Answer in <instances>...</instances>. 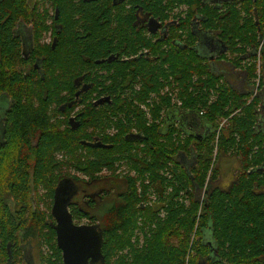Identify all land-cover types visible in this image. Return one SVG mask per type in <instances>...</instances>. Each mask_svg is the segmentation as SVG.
I'll list each match as a JSON object with an SVG mask.
<instances>
[{
	"label": "trees",
	"instance_id": "1",
	"mask_svg": "<svg viewBox=\"0 0 264 264\" xmlns=\"http://www.w3.org/2000/svg\"><path fill=\"white\" fill-rule=\"evenodd\" d=\"M48 3L59 10L54 22L59 26L53 34L55 48L37 45L35 55L43 57L42 72L32 69L24 77L23 69L32 65L34 58L21 56L20 42L12 29L19 18L28 22L26 17L36 15L37 41L48 27L39 19L40 14L28 15L25 0L0 1V95L6 94L10 100L0 147V264H22L23 246L31 248L32 242L39 264H62L51 215L55 188L66 176L77 181L78 176L70 169L93 181L100 178L97 174L103 168L111 173L118 188L115 165L121 161L137 174L124 175L115 203L99 217L79 207L71 211L75 221L88 219L100 226L104 264H264V130L257 126L262 100L259 94L252 98L250 90L240 92L228 86L223 75L213 71L209 59L196 51L198 32L213 33L227 50L216 61L222 59L233 68H242L252 88L258 79L256 50L263 38L257 87L262 90L264 0H234L225 4L222 12L202 5L200 0H172V7L186 4L189 9L185 20L172 25V37L163 42L168 48L160 50V64L151 66L135 59L128 71L129 67L114 63L113 84L103 85L96 94L115 95L112 107L93 111L88 103L92 92L81 96L84 107L76 129L68 122L78 104L76 82L82 77L91 83L93 75L83 72L90 70L92 61L108 54V42L98 35L109 29L105 12L110 1ZM75 14L80 18L75 20ZM196 14L201 15L200 29L192 20ZM102 19L106 21L99 24ZM78 21L84 27L81 34L89 31L91 36L77 38ZM117 22L122 23L123 18ZM117 45L122 47L121 42ZM141 46L155 52L150 42L127 43L131 55ZM86 58H90L89 64ZM135 84H140V89L133 90ZM165 87L172 92V103L169 94L160 95ZM127 89L133 93L131 102L121 98ZM151 94L157 99L150 106L147 100ZM212 95L215 99L211 101ZM140 103L148 106L150 123L138 107ZM171 109L199 116L213 128L220 118L237 112L222 130L215 155V161L227 155H236L241 161L240 171L226 189L214 185L216 169L209 172L215 132L196 143L192 137L182 139L175 126L162 128L163 114ZM108 112L115 117L122 115L125 122L118 119L113 126ZM110 124L117 130L113 136L106 135ZM132 129L148 139L143 149L134 146L139 142L132 140ZM94 135L112 145L111 149L81 145ZM182 156L193 159V163L183 166L175 159ZM164 171L172 179L166 178ZM149 188L157 193L158 205H145ZM203 189L205 201L199 211ZM162 209L164 218L158 216ZM149 219L156 223L155 228H146ZM139 228L149 231L141 249L131 241ZM207 230L209 241L205 239Z\"/></svg>",
	"mask_w": 264,
	"mask_h": 264
},
{
	"label": "flooded vegetation",
	"instance_id": "2",
	"mask_svg": "<svg viewBox=\"0 0 264 264\" xmlns=\"http://www.w3.org/2000/svg\"><path fill=\"white\" fill-rule=\"evenodd\" d=\"M83 1L87 2L88 0H83ZM89 1H96V0H89ZM109 1H110V5L106 7L108 11L105 12V16L106 17L109 16V19H110V23L107 25L109 29L105 31L102 30L103 34L98 35V37H100L103 41L108 42L107 49H106V52L108 54L99 60L92 61L90 70H88L87 72H83V74L88 73L89 75H93L92 77L93 83L84 82V78L82 77H80L78 79V82H76L77 92L75 93V98L78 100V104L75 107L68 121L69 126H71L72 129H76L79 126L78 117L82 114L80 111L82 110V107H84V104H82L83 99H81V96L86 97L87 96L86 93L92 92V97L90 101L88 102L92 108L91 110L95 111V110H98V108H106L107 106L112 107L115 95L101 94L99 97H97L96 94L103 90V85L108 86V84H111V85L113 84L111 81L112 80L111 77H114V74H115V72L113 71L114 63L121 64L122 67H129L128 71L131 69V66L133 65V61L135 59L140 60L142 63H147L151 66L160 64V61H159V56L161 53L160 50L162 49L165 50L168 48L166 44L163 42H166V40L169 37H172V25L177 26L179 24L178 22L180 19L185 20L187 17L188 9H189V6L186 4H182L179 6L175 4L172 7L171 6L172 0H161V2L159 3L151 2V0H149V2H146L145 0H139V2H135V0H122L121 2L119 0H109ZM200 1L202 2V5L204 6L206 5L209 8L216 10L217 12H222L224 11V5L228 3H232L234 0H200ZM25 5H26L28 15L33 14V13L38 14V15L40 14L39 19L43 22V25L45 27H48V30H45L42 33L41 38L36 41L35 36L37 35V33L35 31L36 28L34 27V24H35L34 21L38 20V17L36 15L30 16L28 18L26 17V19H28V22H26L22 18H19L17 22L15 23L12 29V35L15 38L19 39L20 47H21L20 49L21 56L24 57V59H27L28 57L34 58L33 64L27 65L23 69L24 77H26V74L28 73L26 71H29V70L31 71L32 69L35 70V72H42L41 63H42L43 57H40L39 55H35L37 45L39 46V45L45 44V45H49L51 49H54L57 39L55 38L56 36H54L53 34H54V31L56 32L58 31V27H59L57 26V24L54 23L58 19L59 10L57 7L52 8L50 6V3H48V0H25ZM101 14H104V13H101ZM74 16H75L74 17L75 20L80 18V16H78L77 14H75ZM82 17H85V15L82 14ZM120 17L123 18L122 23L117 22ZM200 19H201V15H198V14H196L194 18L192 19L193 21H195V26L199 29L201 27V24L199 23L201 22ZM105 21L106 19H102V21L99 24ZM255 24H257L256 20H255ZM75 28H76L75 29L76 32L80 33V35H78L77 38L78 37L85 38V37L91 36V33L89 31H87L84 36L81 34V32H83L84 30V27L81 21H78ZM118 32H121V33L119 34ZM95 35L97 36V34ZM198 35H199V39L196 43V51L199 54L200 52H202L203 54H200L201 56L206 57V54H208L211 56L215 55L217 58H219L220 54H225V55L227 54V50L224 49V45L220 42L217 36H215L213 33L206 34L203 31H200L198 32ZM132 41L150 42L151 45H153V48L155 47L154 48L155 52H153L152 49L150 48L141 46L136 55H131L129 48H127V43L132 42ZM119 42L122 43L121 48H119L117 45ZM170 42L172 45V39H170ZM260 42H261L260 46L256 50L257 57H260V53H261L260 50L262 48L263 38L260 40ZM203 48L207 49V53L203 52ZM216 57H214L215 60H216ZM85 60L87 64L90 63L89 61L90 58H86ZM211 63H212L213 71L217 74L223 75V77L225 74L224 71L228 69L231 70V72L235 74L236 77L237 76L240 77L241 74H243L242 78L240 77V81H242L243 84L247 86V88H251V87H248V83L246 80V74L242 68H236V67L233 68L230 65H228L229 63L225 62V60H222V59L220 61H215ZM214 64L219 65L217 68L218 71L214 70V67H213ZM221 65H223L224 69L221 68ZM29 66H31V69ZM258 70L260 71V68H258L257 71ZM96 76L98 77L97 80H95ZM257 76L259 79V76H260L259 72L257 73ZM258 79L255 80V85H254L255 87L252 86V88L249 90L252 93V98L255 97L257 94H259V97L263 103L264 96L262 97L260 95L261 90L259 91L257 88ZM224 80L227 83L226 77L224 78ZM104 81L105 83H103ZM227 85L232 87L228 83ZM140 86H141L140 84H135L133 90L140 89ZM235 90L242 92V90H239V89H235ZM125 91L126 92L123 93L121 98L127 99V101L131 102L132 100L130 99V97L133 95V93H131L129 89ZM169 96L171 98V103H172V95L169 94ZM2 97L5 98V102H3V104L0 106V147L3 144L4 135H5V121H6V116L10 109V100L8 99L7 95L1 94L0 99ZM156 99L157 98L155 94H151L150 99L147 100V105L151 106L153 101H156ZM139 105L140 106L138 107L142 110L146 119L150 123L151 114H150V110L148 106L147 105L145 106L143 103H140ZM177 105H180V102L177 103ZM263 113L264 112L262 113L260 112L258 114V124H257L258 128L262 130H264L263 125H262L264 124ZM182 114H184L183 111H178V110L172 111V109L164 113L163 114L164 124L162 128L165 129L167 126L173 125L180 130L181 135H182L181 137L186 138V139L189 137H192L193 141L203 140L204 138L208 136L209 133L213 131L215 132V134H217V131H215V129L211 125L209 126V128L207 127L205 128V126L201 124L193 125V129L201 130L203 128L204 131H201V133L199 131H197V133H193L192 131L188 133L187 129H185L184 127L185 124L188 125V122L184 121L185 118L183 117ZM107 115H109L108 121L112 123L117 121L118 119H121L122 117V115L115 117L111 114V112H108ZM174 116L176 117L175 120H173ZM260 116H262V118H260ZM76 121H77V125H74ZM122 121L125 122L124 119ZM223 129L224 128H221V130ZM89 132H91V128ZM116 132L117 130L113 128L112 124H110L108 129H106V135L108 136H113L114 134H116ZM131 134L133 137H135L132 140L134 141L137 140V142H139L138 144L134 143V146L139 147V149H143L145 146V142H147L148 139L146 137H143L142 135L138 136L135 129H132ZM97 137L98 136L94 135L91 137L92 138L91 141L82 142L81 145L87 148H91V147L87 145H83V143L99 142L102 145H108V144L102 143ZM142 139H145V140L142 141ZM215 145L217 148L216 142H215ZM108 146L112 147V145H108ZM111 147L110 148H95V149H111ZM61 157L63 156L58 155V158H61ZM175 159L180 161L183 166H186L184 162H187V161L184 159H187V156L185 157L182 156L179 158L176 157ZM213 159H215V156L213 157ZM115 166L117 168V171L115 172L116 180L117 182H121L122 186L124 185L123 184V180L125 178L124 175L134 177L137 174L136 170L130 169L128 165H126L123 161H121L119 164H116ZM121 167L125 168L126 170V172L122 175H120ZM212 167H214V164H212ZM70 172L72 175L78 176L77 181L72 182L69 179L70 177L66 176L65 178L67 179L64 178V181L60 182V184L62 186L63 185L67 186V188L69 189L68 195L66 197H69L71 195V198L67 205V211L71 215L73 224L74 225H87V226L96 225L99 229H101L97 222L91 223V221L88 219H82L79 222L75 221L72 218L73 216L71 214L72 213L71 211H73V209H75L76 207H79V208H83L85 211L89 212L90 214H94L95 216H97L94 213V211L100 203L107 202V199L109 198L108 195H110L109 188H107V183H113L114 178L112 177L111 173L107 171L105 168H103L102 171L99 174H97L98 176H100V178L97 180H93V181H88L86 177L81 176L80 172H76L74 169H70ZM81 179H83L82 183L80 182ZM228 186H225V187L227 188ZM226 188H221V189H226ZM204 201H205V190L203 189L199 195V202L203 204ZM53 223L55 224L54 219H53ZM29 248H30L29 246H23V257L25 260L24 264H36L33 258L28 256ZM95 264H100V262L95 263Z\"/></svg>",
	"mask_w": 264,
	"mask_h": 264
},
{
	"label": "rangeland",
	"instance_id": "3",
	"mask_svg": "<svg viewBox=\"0 0 264 264\" xmlns=\"http://www.w3.org/2000/svg\"><path fill=\"white\" fill-rule=\"evenodd\" d=\"M203 52L204 53H207V49L206 48H203ZM200 54H203V53L200 52ZM206 57L208 59H211L212 58L211 60H209V62H215L216 61L214 59V57H216L215 55L214 56H211V55L206 54ZM256 63H257V69L260 68L259 57H257ZM218 66H219L218 64H214L213 67H214V70L215 71H218V69H217ZM221 68L224 69L223 65H221ZM225 69H227V68H225ZM258 72H259V70L257 71V73ZM224 73H225L224 74V78L226 77L227 83L229 85H231L233 88L239 89V90H242L243 88H245L246 90L249 91V88H247V86L245 84H243L242 81H240V77L242 78L243 74H241L240 77L239 76L236 77V75L233 74L231 72V70H229V69L228 70H225ZM165 94L166 95H168V94H171L172 95V92L169 91V89L167 87H165L164 89H161L160 90V95L161 96H165ZM260 95L262 97L264 96V87L261 90V94ZM2 98L0 99V106L3 104V102H5V98H3V99ZM214 99H215V95H212L210 97V100L212 101ZM176 100H175V102L179 103L180 100L179 101L178 100L176 101ZM138 106H140V105L138 104ZM260 112L261 113L264 112V98H263V103L261 104V108L259 110V113ZM236 113L237 112L231 114L230 116H228L226 118H222V119L220 118L221 120L220 119L218 120L217 126L214 128L215 131H217V133H218V134H215V139H217V146H218V138H219L220 134L222 133V130L220 128H225L228 125L230 118L233 115H235ZM263 115H264V113H263ZM174 117H173V120L176 119V117L175 118ZM260 118H262V116H260ZM122 119H124L123 116L121 117V120ZM263 120H264V118H263ZM199 123H200V120L198 118V119H196L195 124H199ZM262 125H263V128H264V124H262ZM113 126H115V123H113ZM184 127H185V129H187L188 133H190L191 131L193 133H197V131H199L201 133V131H204L203 128H202V130H194L193 129V125L191 126L189 124L188 125L185 124ZM182 139H184V138L182 137ZM215 141L216 140H214V142H213V145H214L213 157L216 155V151H217V148H216V145H215ZM192 143H194V142H192ZM195 143H196V141H195ZM217 158H216V161H215V159H213V163L212 164H214V167H212V165H211L209 172L213 168L216 169L217 179H216V181H215L214 184L216 186H219L220 188H226L225 186H228L234 180V178L237 175V173L240 171L241 161L239 160V157H237L236 155L219 156ZM184 160L187 161V162H184V164H186V166L187 165H191L193 163V159L192 160H189L188 157H187V159H184ZM119 166H121V165H119ZM123 167H121V173H120V175H122V174H124L126 172L125 168H123ZM163 174L165 175L166 178L172 179V175H170L168 172H165L164 171ZM146 184H147V182H146ZM117 185H118V188L115 187V184L114 183H107V188H109L110 195H108L109 198L107 199V202L100 203L97 206V208L95 209L94 213L97 215V217H99L101 215V213H103L107 208H109L113 203H115V201H116V194L118 192H120L121 189L123 188L121 182H117ZM138 191L140 193H142L141 186H139V185H138ZM146 198H147V201H145V205H148L149 207H152V205L154 203H155V205H158L159 204L158 203L159 197H158L157 193L154 192V190H152L151 188L148 189V192L146 193ZM183 202L186 205L188 204V200H183ZM201 207H202V203L200 202V207H198V210L199 211L201 210ZM158 216L160 218H164L166 216V212L162 209V210H160L158 212ZM150 221L151 220L149 219L148 222H147L146 228H148V229L149 228H155V224L156 223H153L152 224V222H150ZM155 222H156V220H155ZM143 223L142 224L140 223L141 224L140 227H143ZM148 229H143L142 230V229L139 228V230L138 229L135 230V234H134V236L132 237V240H131L132 241V244L134 245L135 248L141 249L142 247L145 246V239H147L146 238V235L149 236ZM205 239L206 240L211 239L210 230H207L205 232ZM31 244L32 245H31V248H29L28 256L32 257L33 260H34V262H36V264H39L40 262H39V258H38L37 249L34 247V242H32ZM24 261H22V264H24ZM41 264H44V263H41Z\"/></svg>",
	"mask_w": 264,
	"mask_h": 264
},
{
	"label": "water",
	"instance_id": "4",
	"mask_svg": "<svg viewBox=\"0 0 264 264\" xmlns=\"http://www.w3.org/2000/svg\"><path fill=\"white\" fill-rule=\"evenodd\" d=\"M120 2L122 0H119ZM197 117V116H196ZM201 119V118H200ZM91 148H110L99 142L83 143ZM68 188L58 184L54 190L51 215L55 221V242L61 252L63 264H104L101 253L102 231L96 225H74L67 205L71 198Z\"/></svg>",
	"mask_w": 264,
	"mask_h": 264
},
{
	"label": "crops",
	"instance_id": "5",
	"mask_svg": "<svg viewBox=\"0 0 264 264\" xmlns=\"http://www.w3.org/2000/svg\"><path fill=\"white\" fill-rule=\"evenodd\" d=\"M244 90L246 91L245 88L242 89V91H244ZM172 115H173V114H172ZM182 115H183V117L185 118L184 121H187L188 124L191 125V126L194 125L195 122H196V119L199 118V117L193 116V115H191V114H189V113H184V114H182ZM199 120H200V123H199V124H201V125L206 126L207 128H209V125H208L205 121L201 120L200 118H199ZM172 121H173V120H172Z\"/></svg>",
	"mask_w": 264,
	"mask_h": 264
},
{
	"label": "built area",
	"instance_id": "6",
	"mask_svg": "<svg viewBox=\"0 0 264 264\" xmlns=\"http://www.w3.org/2000/svg\"><path fill=\"white\" fill-rule=\"evenodd\" d=\"M221 129V128H220ZM218 134V133H217ZM216 143H217V139H216V141H215Z\"/></svg>",
	"mask_w": 264,
	"mask_h": 264
},
{
	"label": "bare ground",
	"instance_id": "7",
	"mask_svg": "<svg viewBox=\"0 0 264 264\" xmlns=\"http://www.w3.org/2000/svg\"><path fill=\"white\" fill-rule=\"evenodd\" d=\"M205 128H206V126H205ZM202 130V129H201Z\"/></svg>",
	"mask_w": 264,
	"mask_h": 264
}]
</instances>
